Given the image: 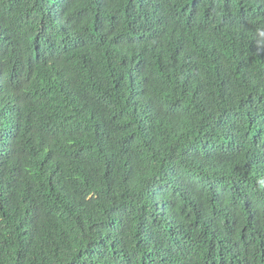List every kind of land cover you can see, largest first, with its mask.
<instances>
[{"label":"trees","instance_id":"trees-1","mask_svg":"<svg viewBox=\"0 0 264 264\" xmlns=\"http://www.w3.org/2000/svg\"><path fill=\"white\" fill-rule=\"evenodd\" d=\"M0 264H264V0H0Z\"/></svg>","mask_w":264,"mask_h":264}]
</instances>
